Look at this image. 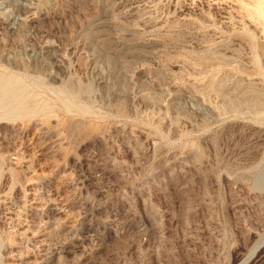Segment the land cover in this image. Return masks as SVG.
<instances>
[{"label": "rangeland", "instance_id": "1", "mask_svg": "<svg viewBox=\"0 0 264 264\" xmlns=\"http://www.w3.org/2000/svg\"><path fill=\"white\" fill-rule=\"evenodd\" d=\"M0 264H264V0H0Z\"/></svg>", "mask_w": 264, "mask_h": 264}, {"label": "bare ground", "instance_id": "2", "mask_svg": "<svg viewBox=\"0 0 264 264\" xmlns=\"http://www.w3.org/2000/svg\"><path fill=\"white\" fill-rule=\"evenodd\" d=\"M237 8V7H236ZM20 111H22V109H20Z\"/></svg>", "mask_w": 264, "mask_h": 264}]
</instances>
